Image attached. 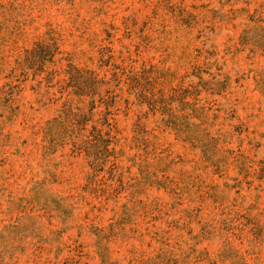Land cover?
Returning a JSON list of instances; mask_svg holds the SVG:
<instances>
[{"label":"rangeland","instance_id":"1","mask_svg":"<svg viewBox=\"0 0 264 264\" xmlns=\"http://www.w3.org/2000/svg\"><path fill=\"white\" fill-rule=\"evenodd\" d=\"M0 264H264V0H0Z\"/></svg>","mask_w":264,"mask_h":264},{"label":"trees","instance_id":"2","mask_svg":"<svg viewBox=\"0 0 264 264\" xmlns=\"http://www.w3.org/2000/svg\"><path fill=\"white\" fill-rule=\"evenodd\" d=\"M29 55H31V54H29ZM30 57V56H29ZM73 72H72V74H70V72H68L67 73V75L69 76V79H73V78H75V77H78V75H79V72L77 71V70H75V69H73L72 70ZM91 81H92V86H90V89H88V90H86L88 93L87 94H89L88 96H87V94L86 93H84V91H83V89H81V88H79L78 86H79V80H77L76 81V87H74L75 89H74V93L76 94V96L77 97H79V98H81V97H85V96H87V97H89V98H93L94 96H98V100L96 101V102H98L99 104H105V101H104V98H103V96H101V95H99V94H97V87H98V85H104V83H102V82H96L95 80H93V79H91ZM84 90H85V88H84ZM93 96V97H92ZM96 107H95V101H94V99L91 101V106H90V111H92V110H94ZM65 111L64 112H62V114L63 115H65V116H67V122L69 123V120H68V116L69 115H67L66 113L68 112V108L67 109H64ZM71 120L74 122V123H71V125H69L71 128H70V130H68V128H66L65 126H62L57 120H53V122H52V124H56V127H57V129L55 130V133H53V136H55V140L56 141H58V142H63V140H65V138L67 137V136H69L68 135V132H69V134L72 136L73 135V132H72V129L75 127V126H79V125H81L80 123H81V117L79 116V115H77V116H72L71 117ZM51 124V125H52ZM62 126V127H61ZM48 132L50 133V129H48ZM109 134V133H108ZM91 142H92V144L94 145V146H99L100 144H104V146H105V150H107V148H108V144H110V141H109V138H108V135L107 134H105V135H102L99 131H96L95 129H93L92 130V133H91ZM107 137L108 139L107 140H105V139H103L104 137ZM68 138V137H67ZM72 147H73V149L75 150V151H83L80 147H78L77 145H76V143H73V145H72ZM83 152H85V154H87V152L86 151H83Z\"/></svg>","mask_w":264,"mask_h":264}]
</instances>
